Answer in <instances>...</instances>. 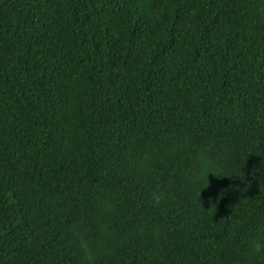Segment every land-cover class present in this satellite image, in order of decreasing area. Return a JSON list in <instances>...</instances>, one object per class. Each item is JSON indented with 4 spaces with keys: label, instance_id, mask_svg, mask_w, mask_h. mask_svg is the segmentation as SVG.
I'll use <instances>...</instances> for the list:
<instances>
[{
    "label": "trees",
    "instance_id": "1",
    "mask_svg": "<svg viewBox=\"0 0 264 264\" xmlns=\"http://www.w3.org/2000/svg\"><path fill=\"white\" fill-rule=\"evenodd\" d=\"M0 264H264V0H0Z\"/></svg>",
    "mask_w": 264,
    "mask_h": 264
}]
</instances>
